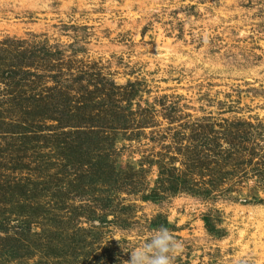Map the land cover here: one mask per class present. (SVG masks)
I'll return each instance as SVG.
<instances>
[{
  "label": "rangeland",
  "instance_id": "1",
  "mask_svg": "<svg viewBox=\"0 0 264 264\" xmlns=\"http://www.w3.org/2000/svg\"><path fill=\"white\" fill-rule=\"evenodd\" d=\"M160 225L175 264H264V0H0V264Z\"/></svg>",
  "mask_w": 264,
  "mask_h": 264
},
{
  "label": "clouds",
  "instance_id": "2",
  "mask_svg": "<svg viewBox=\"0 0 264 264\" xmlns=\"http://www.w3.org/2000/svg\"><path fill=\"white\" fill-rule=\"evenodd\" d=\"M97 227L99 221L93 222ZM130 252L126 264H175L176 257L184 250V244L164 225L153 229L147 239Z\"/></svg>",
  "mask_w": 264,
  "mask_h": 264
}]
</instances>
